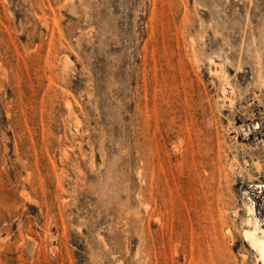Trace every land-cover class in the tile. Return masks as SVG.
Segmentation results:
<instances>
[{"label": "rangeland", "instance_id": "1", "mask_svg": "<svg viewBox=\"0 0 264 264\" xmlns=\"http://www.w3.org/2000/svg\"><path fill=\"white\" fill-rule=\"evenodd\" d=\"M251 205L264 0H0V264H263Z\"/></svg>", "mask_w": 264, "mask_h": 264}, {"label": "bare ground", "instance_id": "2", "mask_svg": "<svg viewBox=\"0 0 264 264\" xmlns=\"http://www.w3.org/2000/svg\"><path fill=\"white\" fill-rule=\"evenodd\" d=\"M248 205L249 204H247V206ZM249 210L251 213V217L249 218L251 227L249 229L244 230V233L251 245L258 251L260 260H262L264 264V226H262V224L260 223L262 218L260 219L256 215L254 206L251 205L249 207Z\"/></svg>", "mask_w": 264, "mask_h": 264}]
</instances>
